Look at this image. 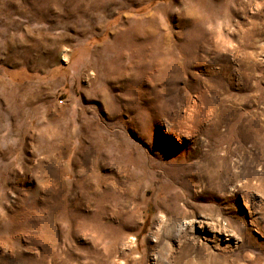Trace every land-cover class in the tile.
Returning a JSON list of instances; mask_svg holds the SVG:
<instances>
[{
  "label": "rangeland",
  "instance_id": "rangeland-1",
  "mask_svg": "<svg viewBox=\"0 0 264 264\" xmlns=\"http://www.w3.org/2000/svg\"><path fill=\"white\" fill-rule=\"evenodd\" d=\"M200 251L264 264V0H0V264Z\"/></svg>",
  "mask_w": 264,
  "mask_h": 264
},
{
  "label": "bare ground",
  "instance_id": "bare-ground-1",
  "mask_svg": "<svg viewBox=\"0 0 264 264\" xmlns=\"http://www.w3.org/2000/svg\"><path fill=\"white\" fill-rule=\"evenodd\" d=\"M168 44V43H167ZM84 161V160H83ZM83 165L85 166V163H83ZM86 167V166H85ZM82 186V185H81ZM202 225V223H201ZM200 226V225H199ZM201 228V231H207L209 234H207L206 232H204L205 236H206V239H207V236H211L212 240H216L218 242L215 243V245L217 244V247L215 248L216 251H222V250H225L227 248H229L230 246L233 247L234 244L238 243V240L236 238V236H234L233 234H227L225 233V236L226 238L223 239L221 236H222V233H223V230L220 229V230H211V229H207L206 227H203L204 230H202V227L200 226ZM211 233V234H210ZM215 235V236H213ZM205 239V240H206ZM223 239V240H222ZM211 243H214V242H211ZM205 247H208L207 244L204 245ZM212 249V248H211ZM224 252V251H223ZM192 253H195V252H192ZM191 254V253H189ZM218 254L214 253V252H210L208 253L207 255H203V252H197L195 256L191 257V262L190 263H187V264H211L213 262V264L215 263V261H219L220 259L219 258H216L218 257L217 256ZM213 256H216V257H213ZM224 258V257H223ZM187 261V260H186ZM221 261V260H220ZM178 262V260H177ZM176 262V263H177ZM224 263V262H223ZM222 263V264H223ZM247 263V262H246Z\"/></svg>",
  "mask_w": 264,
  "mask_h": 264
}]
</instances>
